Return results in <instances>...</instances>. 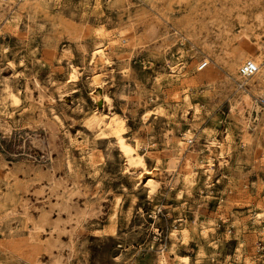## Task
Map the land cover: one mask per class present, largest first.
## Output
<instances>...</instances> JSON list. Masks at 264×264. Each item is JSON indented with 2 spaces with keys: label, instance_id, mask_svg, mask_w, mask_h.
Wrapping results in <instances>:
<instances>
[{
  "label": "rangeland",
  "instance_id": "374dc122",
  "mask_svg": "<svg viewBox=\"0 0 264 264\" xmlns=\"http://www.w3.org/2000/svg\"><path fill=\"white\" fill-rule=\"evenodd\" d=\"M258 14L264 0H0V264H264V74L229 83L239 52L264 68Z\"/></svg>",
  "mask_w": 264,
  "mask_h": 264
},
{
  "label": "bare ground",
  "instance_id": "6f19581e",
  "mask_svg": "<svg viewBox=\"0 0 264 264\" xmlns=\"http://www.w3.org/2000/svg\"><path fill=\"white\" fill-rule=\"evenodd\" d=\"M3 1H6V0H3ZM26 1V0H24ZM263 16L261 14H258L256 15L255 17V24H256V27H260L263 22ZM246 30V29H245ZM247 34H243L244 37H246ZM93 58H94V64H95V67H102L106 61L104 60L103 58V52L102 50L100 49V47H97L93 50ZM253 53L251 51H242V52H239V54L234 57L233 59H231L229 61V72H230V82L229 83H235L239 80H241V76H240V67L243 63H245L246 61H252L257 67L259 65V60H257L256 58L253 59ZM241 64V65H240ZM264 65V64H263ZM260 66V65H259ZM259 68V67H258ZM174 70V69H173ZM175 71V70H174ZM172 72V70H171ZM178 73V72H177ZM176 74V73H175ZM264 74V68L263 69H260L258 70L255 74H254V77H260ZM229 75V74H228ZM264 77V75H263ZM96 79V78H95ZM99 79V77H98ZM229 79V78H228ZM94 80V79H93ZM242 81V80H241ZM98 85V84H97ZM96 86V84H95ZM259 86V85H258ZM95 89V87H94ZM261 89V88H259ZM256 87V86H253L252 87V92L253 94L255 95V97L257 98H261L262 100L264 99V90H260ZM247 90V89H246ZM262 91V92H261ZM9 95V94H8ZM176 96V95H175ZM174 100V98H173ZM104 101L106 103L109 102V99L108 98H105ZM252 106L257 109L258 108V105L256 103L252 104ZM114 122V121H113ZM112 122V123H113ZM111 123V122H110ZM111 123V124H112ZM116 126V125H115ZM50 127V126H49ZM262 137H263V133H262ZM190 138V137H189ZM255 140V148H260L262 147V142L264 140V137L263 138H259L257 137L256 135L254 136V139H253V142ZM117 141V140H116ZM117 147H118V150L121 154V156L124 157V159L126 160V164H127V173L129 174H133V173H136L138 171V173L142 174V175H147L149 177V175H151V172L148 171L147 169H145V166H144V163H143V158L142 156L138 155L136 153V149L132 146H130L129 144L125 143L123 140H118L117 142ZM72 144V143H71ZM209 147H215L216 149L217 148H220V146L218 147V144H216L215 142L211 141L209 143ZM80 146V145H79ZM220 151V150H219ZM221 154L222 153H218L215 155L214 151L211 150V154L210 156L207 157L208 159V171H209V174H211V171H212V161L217 159V158H220L221 157ZM95 156V155H94ZM92 160V159H91ZM214 162V161H213ZM188 164V163H187ZM187 166V165H186ZM190 166V165H189ZM194 167V166H193ZM140 168L139 170H136ZM191 171V170H190ZM213 172V171H212ZM195 173V172H194ZM187 174V173H186ZM191 175V173L189 172L188 175ZM138 175V174H137ZM139 176V175H138ZM142 176V177H144ZM187 177V176H186ZM193 178V177H192ZM140 182V181H139ZM192 182V180L190 181ZM189 182V183H190ZM143 186L145 188L148 189L149 193H153L156 189V181H154L152 179V177L148 178L145 182H142ZM187 185V184H186ZM55 187V186H54ZM54 192V191H53ZM68 192V191H67ZM74 195V194H73ZM63 197V196H62ZM66 211V210H65ZM187 262V258H184L183 259V264H186Z\"/></svg>",
  "mask_w": 264,
  "mask_h": 264
},
{
  "label": "built area",
  "instance_id": "2783aa9c",
  "mask_svg": "<svg viewBox=\"0 0 264 264\" xmlns=\"http://www.w3.org/2000/svg\"><path fill=\"white\" fill-rule=\"evenodd\" d=\"M20 2L21 0H16ZM258 71V67L252 61H246L240 67V76L244 79L250 78ZM262 105L264 106V99L262 100Z\"/></svg>",
  "mask_w": 264,
  "mask_h": 264
}]
</instances>
